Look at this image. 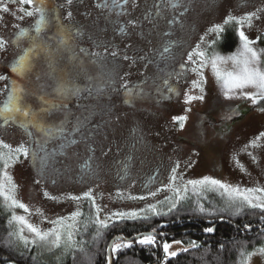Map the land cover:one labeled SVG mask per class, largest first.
I'll list each match as a JSON object with an SVG mask.
<instances>
[{"label": "rangeland", "instance_id": "obj_1", "mask_svg": "<svg viewBox=\"0 0 264 264\" xmlns=\"http://www.w3.org/2000/svg\"><path fill=\"white\" fill-rule=\"evenodd\" d=\"M15 5L14 0H0V38L6 41L4 49L0 50V107L11 90L18 87L11 73L30 82L47 98L62 101L65 107L46 111L44 131L32 129L29 132L31 137L26 132L27 119L18 117L7 123L0 119V128H3L0 132V153L8 154L10 149L21 145L28 150L27 156L15 154L14 163L6 169L16 185V199L25 204L28 211L9 208L3 197H0L3 209L10 213L8 217L14 230L10 242L13 249L21 248L23 251L33 248L35 254L46 258L49 263L72 264L76 255L70 254L78 243V226L88 206L92 207L95 224L100 228L105 227L97 224V219L108 226L122 219L165 213L195 194L207 197L221 193L226 202L238 211L254 208L229 199L221 188L208 186L193 191L192 185L187 182L209 177L241 189L264 188V107H255L262 100L258 99L254 104L241 94L254 93L256 89H236L234 94L230 93L226 97V89L223 88V82L216 78L211 62L201 72L200 67L187 59L168 65L170 73L164 76L168 78L164 81L156 67L165 70L166 65H143L148 59L145 55L147 51L142 49V53L131 56V61H122V66L108 71L106 79L94 68H87L84 77L78 78L74 74L77 65L87 62L82 52L78 55L74 52L73 58L64 61L63 89L68 91L61 93L51 81L46 66L31 56L29 70H14L16 61L24 55L15 48L27 49L23 39L14 34ZM250 6L252 8L246 12H257V27L250 40L255 41L253 47L264 50V0H253ZM3 7H7L8 11H3ZM43 15L45 22L53 20L61 29L63 25L71 24V21L67 24L60 22L53 13ZM39 20L40 13L33 15L32 25L24 20L23 27L34 26ZM125 48L130 49V44H125ZM261 59L264 62V53ZM219 67L225 71L233 70L231 61L221 63ZM90 78L99 83L92 87L96 89L95 92L86 95L84 91L91 85ZM149 78L156 88L148 81ZM109 83L112 88L119 89L116 94L102 91L105 84ZM164 83L170 86V91L162 94L160 87H164ZM75 89H79V92L71 94ZM201 96L203 99H188ZM23 103L33 113L52 107L35 101L25 93ZM111 110H116V116L111 114ZM233 113L247 114L233 120L225 119ZM177 117L185 119L180 121L175 119ZM77 121L89 124L75 127L72 122ZM96 127L100 130L95 131ZM65 132L72 133V137L66 139L73 142L69 146L64 145L60 138H55L64 137ZM45 137L55 140L56 146L64 145L60 153L61 182L56 178H51V182L50 179L46 180L41 163L33 157L35 149L29 148L32 138L44 141ZM3 144L9 145L10 149L4 148ZM91 156L94 177H84L86 171L82 173L80 169L84 168ZM4 170L3 160H0V172ZM82 176L83 179H79L78 183L74 182ZM52 181L56 182L53 186ZM174 189L180 190L182 199L177 200ZM85 193H90V198ZM74 212L80 215L74 222L75 245L72 248H67L65 243L53 247L50 243L52 238L49 241L36 240L25 228L23 236L29 241L35 240V243L26 245L15 235L21 226L11 221L13 214L22 215L42 231H49L56 227L53 221L67 218ZM120 213L125 215L121 216ZM130 213L136 215H128ZM66 223L71 224L73 221L67 220ZM190 245L185 247L183 243H174L170 251L178 253L189 249ZM260 248H264V239L260 246L248 252L252 253L248 264H264V254L258 251ZM123 249L125 247L118 251ZM107 260L109 264L108 256Z\"/></svg>", "mask_w": 264, "mask_h": 264}, {"label": "flooded vegetation", "instance_id": "obj_2", "mask_svg": "<svg viewBox=\"0 0 264 264\" xmlns=\"http://www.w3.org/2000/svg\"><path fill=\"white\" fill-rule=\"evenodd\" d=\"M101 2L102 0H71V3L68 0H36V5L44 9L43 14L53 13L60 22L64 21L66 24L71 21L69 26L63 25L61 29L53 20L43 25H38L36 21L34 26L23 27L24 20L32 25L33 15L37 16L39 13L35 11V5H22L19 0H14L16 4L13 11L16 17L14 34L18 37L17 33L21 29L26 30V34L20 37L27 44V49H31L28 55L46 66L57 91L65 87L62 79L65 76L64 61L69 57L73 58L74 52H77V55L82 52L83 59L87 62V64L77 65L74 74L78 78L84 77L87 68H94L103 79H106L108 71L122 66V61H131V56L142 53L144 49L147 51L145 55L148 60H143L145 62L142 64L166 65L165 70H158L160 67L157 66L156 71L160 72L162 80L167 81L168 78L165 79L164 76L170 73L168 65L187 59L198 68L200 67L202 72L203 67L211 62L214 54L225 57L240 49L241 42L238 35L240 31H243L250 39L257 27V12H246L248 8H252L250 5L253 0H135V6H133V0H127L126 3L125 0H120L119 7L113 6L112 0H107L109 7H97ZM21 8L32 11L33 15H25ZM69 13H71L70 17ZM252 13L256 15L252 17L250 24L237 23V20ZM229 16L236 19L225 24L224 21ZM130 20L135 24H129ZM217 25L221 28L219 32L210 31ZM38 26L39 32L36 30ZM125 44H130V49H123ZM224 46L230 49L221 50ZM19 48L15 49L23 54L28 51ZM199 52L204 53L203 58L197 54ZM202 60L203 67H201ZM86 75L89 78L88 73ZM14 81L24 90L23 93L35 101L52 106L50 110L35 113V122L39 125L38 127L29 122L32 120L31 117L27 118L26 132L31 137L29 132L32 129L44 131L46 111L59 110L65 105L60 100L40 94L30 82L20 76L14 75ZM148 81L156 88L152 79L149 78ZM98 83L90 78L91 85L84 94L91 95L95 92L96 89L92 87L98 86ZM164 84V87H160L162 94L170 91V86L167 83ZM102 91L116 94L119 89L112 88L109 83L105 84ZM116 113V110H111L113 116H116ZM72 124L76 127L89 123L77 121ZM2 130L3 128H0V132ZM94 130H100V128L96 127ZM47 137L44 141L32 138L29 148L35 149L33 157L41 163L46 180L50 179L51 182V178H56L61 182L60 153L64 145L69 146L73 143L66 140L72 137V133L65 132L64 137H55L64 141V145L61 146H56L54 143L56 141ZM92 159L93 156L84 164V168L80 169L82 173L86 171L84 177H94ZM79 179H83V176L74 182L78 183ZM54 184L56 182L52 181L51 185ZM8 261H10L8 258L0 257V262L3 264H17Z\"/></svg>", "mask_w": 264, "mask_h": 264}, {"label": "trees", "instance_id": "obj_3", "mask_svg": "<svg viewBox=\"0 0 264 264\" xmlns=\"http://www.w3.org/2000/svg\"><path fill=\"white\" fill-rule=\"evenodd\" d=\"M226 49L230 48L224 46L221 50ZM11 76L14 78V74L11 73ZM255 107H264V100ZM246 114L233 113L225 119L233 120ZM213 194L207 197L195 194L165 213L122 219L105 228L96 226L93 209L88 206L78 226V243L70 254L76 255L72 264H108L107 246L112 239L132 238L150 232L157 234L154 244H140L139 240L128 242L129 246L125 249L111 253L112 263L240 264L241 252L248 253L263 243L264 209L244 208L238 211L226 202L221 193ZM3 208L0 199V257H6L10 260L8 262L17 264H54L35 254L33 248L23 251L21 248L13 249L11 243L14 230L8 217L9 212ZM206 228H215L213 236H208ZM248 229L251 231L246 232ZM175 241H180L185 247L195 242L197 247L190 246L187 251L181 250L175 257L165 258L163 244L167 242L171 245Z\"/></svg>", "mask_w": 264, "mask_h": 264}, {"label": "snow or ice", "instance_id": "obj_4", "mask_svg": "<svg viewBox=\"0 0 264 264\" xmlns=\"http://www.w3.org/2000/svg\"><path fill=\"white\" fill-rule=\"evenodd\" d=\"M71 3V0H68ZM127 0H125V3ZM20 4H28V5H35V11L40 13V20L38 21V25H43L45 23V17L43 15L44 9L39 5H36V0H19ZM112 5L119 7L120 0H112ZM133 6H135V0H133ZM97 7H109L107 0H102ZM175 7V5H173ZM3 11H8L7 7H3ZM25 13L27 16H32V11H25L23 8L20 9ZM69 17L71 13L68 14ZM255 16V13L246 15L242 17L240 20H237V23H251L252 17ZM235 17L229 16L224 23L227 24L230 20H235ZM129 24L134 25V21H129ZM37 32H39L40 28L37 27ZM221 30L220 26H214V28L210 29V31L219 32ZM123 31V29H121ZM26 34V30L21 29L17 36H23ZM239 39L241 42L240 49L237 53H234L230 56L224 57L218 54H214L211 58V66L216 78L223 82V88L226 89L224 95L227 97L230 93L234 94V90L240 89L243 90L246 87H252L256 89L254 93H244L241 92L242 95L247 96L252 100L255 104L258 99L264 100V62H262L261 56L264 53V50H258L257 48L253 47L255 41L250 40L243 31L238 33ZM6 41L0 38V50H3L5 47ZM31 51L29 49L19 57L16 61L14 70L17 72H24L31 68L30 58L28 53ZM167 51V49H165ZM201 58L204 57L203 52L197 53ZM115 55V53H113ZM191 55H189V59H191ZM227 61H231L233 64L232 71H225L219 67V64L226 63ZM204 66V62L202 60L201 67ZM193 71H197V69H193ZM2 79V77H0ZM195 83V82H194ZM61 93L68 91L67 89H60ZM23 92L24 90L20 87H14L11 92L8 94L7 100L4 102L3 106L0 107V119H3L5 123L9 120L23 117L25 119L31 117L30 123H33L34 126H39L35 122V113H33L30 109L25 107L23 103ZM79 89L72 90L71 94H77ZM189 100L192 99H203V97H188ZM177 120L183 121L185 117H177ZM183 125L181 124V127ZM264 135V134H262ZM4 148H9L10 146L7 144L2 145ZM22 153L25 156L28 154V150L23 146H19L15 149H10L8 154L0 153V160H3L4 163V171L0 172V197H3L4 201L6 202L9 208H20L23 209L25 212L28 211V208L25 204L20 202L15 197V190L16 185L13 183L11 176L7 173L6 169L10 167L11 163H14V155ZM175 171V169L173 170ZM174 179V177L172 178ZM188 184L192 185L193 191H198L201 188L212 186L216 188H221L224 192L228 195L229 199L231 200H238L242 204H246L250 207L254 208H261L264 209V188H246L241 189L239 187H233L227 184L221 183L219 180H215L209 177H205L201 180L195 181H188ZM177 200L182 199L183 197L180 194L179 189H174ZM184 191H187V187L184 188ZM47 195V194H46ZM154 195V193H153ZM85 196L90 198V193H85ZM78 199V198H76ZM151 207V206H150ZM175 207V204H173ZM202 210V209H201ZM152 211L155 212V208L152 207ZM80 215L79 212H74L71 216L67 218H58L57 220L53 221L52 223L56 225V227L50 229L49 231H42L39 227L31 224L28 220L22 215H15L13 214L11 217V221H15L21 227L15 233L18 238L23 241L26 245L28 243H35V240L29 241L26 237L23 236V231L26 228L30 233H32L36 240L39 241H49L53 247H59L62 243L66 244L67 248H72L75 245L74 241V222L76 217ZM119 215L123 216L124 213H120ZM128 215L135 216V213H130ZM67 220L73 221V223L69 224L66 223ZM96 223L99 224L101 227H106V223L99 219L96 220ZM206 232L213 231L212 228H206ZM155 237L152 234L144 235L142 238L139 239L140 244L144 245H151L154 244ZM174 243L179 244L180 241H175ZM129 244L127 242L121 244L118 242H113L111 249L112 252H117L121 247H128ZM191 247H197L195 242H192ZM171 245L167 242L163 244V251L165 254V258L172 256L175 257L177 252L170 251ZM187 251V249H184ZM261 254H264V248H260L258 250ZM252 255V253H245L241 252L242 261L241 264H248V259Z\"/></svg>", "mask_w": 264, "mask_h": 264}, {"label": "water", "instance_id": "obj_5", "mask_svg": "<svg viewBox=\"0 0 264 264\" xmlns=\"http://www.w3.org/2000/svg\"><path fill=\"white\" fill-rule=\"evenodd\" d=\"M212 229L215 230V228H212ZM245 231L250 232L251 229H248ZM147 234H152L154 237L157 236V234H155V232H150V233L139 234V235L134 236L132 238L116 237V238L112 239L107 246V256L109 258V264H111V257L110 256H111V250H112L111 246H112L113 242L123 241V242H127V243L129 242L130 243V242L138 241L140 238H142L144 235H147ZM207 234H208V236H213L214 231L208 232Z\"/></svg>", "mask_w": 264, "mask_h": 264}]
</instances>
